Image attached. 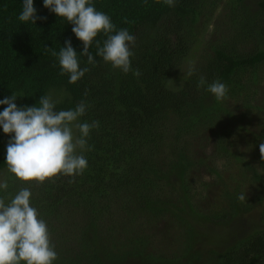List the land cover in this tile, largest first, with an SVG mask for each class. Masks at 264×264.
<instances>
[{"label": "trees", "instance_id": "16d2710c", "mask_svg": "<svg viewBox=\"0 0 264 264\" xmlns=\"http://www.w3.org/2000/svg\"><path fill=\"white\" fill-rule=\"evenodd\" d=\"M243 1L226 0L235 36L217 41L207 60L178 74L198 43L194 30L206 9H213L212 0H175L171 7L165 0H93L96 10L106 13L117 30L127 29L135 37L130 60L131 68L140 72L137 77L133 71L114 69L96 55V42L102 47L106 39L103 33L89 48L96 63L88 64L87 57L80 55L83 45L72 33L73 25L43 7V0H34V7L37 16L46 19H37L35 25L18 20L23 0H0V99L17 95L18 107L39 106L42 95L58 94L53 97L57 111L74 109L84 101L87 110L78 122L100 124L88 138L91 150L83 153L88 167L82 175L58 174L43 183L26 185L8 172L6 149L0 152V169L6 170L9 182L3 193L6 202L21 188L31 191V206L46 222L50 240L60 248L54 264H102L95 245L100 227L112 232L117 222L133 224L148 214L158 219L171 212L166 205L178 212L197 208L194 198L199 187L192 181L191 171L198 164L194 163L192 143L202 137L197 133L203 126L214 127V119L224 120L221 112H228L226 101L217 100L199 81L204 78L211 84L219 80L228 87L226 96L237 95L246 87L243 73H254L264 62V49L258 47L264 41V0L253 14ZM239 22L241 29L237 30ZM67 40L77 52L80 67L89 69L75 83L61 74L58 56L53 55ZM250 40L257 42L248 51ZM73 133L78 135L75 127ZM219 139L223 141L218 140L215 147L220 157H233L250 170L251 181L258 183L262 193L259 203H263L264 159L260 152L247 159L243 152L233 151L236 145L229 134L223 133ZM245 169L240 174L243 184L247 182ZM243 191L241 186L222 183L209 201L205 217L225 224L250 211L252 203L238 198ZM259 220L258 226L224 251L211 250L204 256L191 251L187 262L264 264V205ZM75 235L78 242L73 245L70 241ZM191 239L190 234L184 240L189 250Z\"/></svg>", "mask_w": 264, "mask_h": 264}, {"label": "clouds", "instance_id": "9594fccd", "mask_svg": "<svg viewBox=\"0 0 264 264\" xmlns=\"http://www.w3.org/2000/svg\"><path fill=\"white\" fill-rule=\"evenodd\" d=\"M168 6H174L175 0H165ZM43 7L73 25L71 31L82 42L81 56L87 57L88 64H95V58L89 52L94 38L103 33L106 39L99 46L97 56L109 63L114 69L124 73L138 70L131 68L133 55L130 45L135 37L127 29L117 30L111 18L96 10L93 0H43ZM38 17L34 0H23L22 11L18 15L21 22L35 25ZM61 74H67L69 83L80 80L89 70L81 68L77 52L67 40L58 53ZM201 87L217 100L223 99L228 87L216 80L207 84L204 78L199 81ZM17 95L0 99V132L10 134L6 145L4 163L9 173L22 182L43 183L56 175H82L88 167L85 151L91 150L88 138L93 129L100 126L99 121L78 122L87 110L81 101L74 109L56 110V101L50 95H42L33 106L18 107ZM73 127L78 130L74 135ZM79 149V154L77 150ZM261 158L264 159V142L259 144ZM9 189V182L0 179V264H54L58 259L54 245L51 244L46 222L40 218L38 210L31 206V191L21 188L7 199L3 195ZM246 201L245 193L238 197Z\"/></svg>", "mask_w": 264, "mask_h": 264}, {"label": "rangeland", "instance_id": "374dc122", "mask_svg": "<svg viewBox=\"0 0 264 264\" xmlns=\"http://www.w3.org/2000/svg\"><path fill=\"white\" fill-rule=\"evenodd\" d=\"M259 1L244 0L243 4L250 14H253L258 9ZM212 4H215L213 9L207 8L195 27L194 32L198 43L190 49L187 58L179 67L178 74L207 60L217 41L229 40L235 36L236 29L228 19V14L231 12L230 4L227 5L226 0H212ZM240 29L241 22L237 30ZM256 42L250 40L246 50L249 51V47L254 46ZM239 44L245 46L244 43ZM258 47L264 49V41L262 44L259 43ZM243 78L245 90H239L240 92L233 96L228 93L223 98L228 111L221 112L224 120L214 119V127L203 126V129L197 133L202 137L197 138L196 141L193 139L194 143L191 147L195 153L193 159L198 165L195 164V169L191 171V178L199 187L198 191H195L194 198L197 208L191 210L187 207L179 213L171 205L165 204L167 209L172 210L164 213V217L156 219L148 214L133 224L129 222L121 224L115 221L116 230L112 232L107 231L104 226L100 227L95 245L102 264H198L194 260L188 263L186 255L191 251L202 256L207 255L211 250L224 251L259 225V212L264 205V200L263 203H259L262 193L258 183L253 184L251 181L250 170L238 165L233 157L223 159L215 147L218 140L223 141L219 139L221 134H229V140L234 141L236 145L233 151L243 152L244 157L248 159V156L258 155L259 144L264 142V62L256 68L254 73L246 70ZM53 97H58V94H54ZM207 100L210 101L211 96ZM257 105L263 106V109L250 110L249 106ZM7 142L8 134L0 132V152L6 149ZM255 164L261 172V167L256 161ZM244 169L245 179H247L245 184L240 182L242 177L240 174ZM0 179L8 180L4 168L0 169ZM222 183L241 186L246 201L252 203V208L246 213H239L228 223L215 224L209 221L205 214L209 201L214 200L215 193ZM132 232H135V236L131 235ZM190 234L192 239L189 250L184 240ZM52 235L55 238L57 232L55 231ZM76 237L75 235L70 241L72 244L78 242ZM50 241L55 251H59L56 241Z\"/></svg>", "mask_w": 264, "mask_h": 264}]
</instances>
